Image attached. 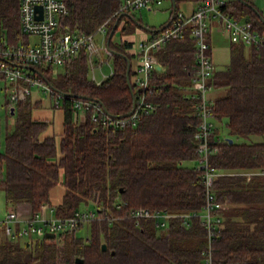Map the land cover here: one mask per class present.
<instances>
[{"label":"trees","instance_id":"16d2710c","mask_svg":"<svg viewBox=\"0 0 264 264\" xmlns=\"http://www.w3.org/2000/svg\"><path fill=\"white\" fill-rule=\"evenodd\" d=\"M67 14L60 30L94 33L124 0H63ZM19 0H0V41L16 43L19 30ZM231 16L248 18L264 35V23L251 7L239 0H225ZM118 20L120 35L136 26L134 12L108 21L106 36ZM163 27V26H162ZM191 29L181 39L170 40L157 53L165 67L149 83L153 111L139 118L136 126L102 127L88 117L73 121L71 100L66 95L60 107V128L49 134V118L34 116L40 104L30 97L14 106V126L0 151V191L5 205H26L36 211L47 203L57 216L94 204L97 213L111 221H91L60 241L52 238L20 243L9 241L0 229V264H203L208 249L206 230L199 218L189 225L171 218L167 231L154 228L151 219L135 225L133 208L165 210L172 214L198 213L204 203L200 172L184 165L196 159L193 134L197 118L192 108L191 77L195 71ZM25 38V37H24ZM131 43L110 40L112 74L99 84L88 77L86 56L80 51L60 71L40 69L51 86L66 94L96 100L111 115L123 116L132 107L136 87L126 81V56ZM231 61L216 71L208 86L223 89L211 101L215 121L226 119L229 137L262 136L252 143L217 142L218 152L209 168L219 173L213 184L216 199L225 204L222 221L211 242L213 264H264V55L243 45L230 47ZM9 106V103H6ZM214 129V134L217 133ZM3 171V175H2ZM252 173L251 176L246 174ZM263 175V176H262ZM62 191L56 201L53 189ZM106 250H101V244Z\"/></svg>","mask_w":264,"mask_h":264},{"label":"built area","instance_id":"2783aa9c","mask_svg":"<svg viewBox=\"0 0 264 264\" xmlns=\"http://www.w3.org/2000/svg\"><path fill=\"white\" fill-rule=\"evenodd\" d=\"M161 0H124L118 9L94 33L80 34L61 31L60 19L67 14V7L63 0H19V29L26 37L25 43L9 44L0 41V78L12 87L9 95V106H15L31 95L32 89L37 88L45 97L52 99L55 108L60 107L66 93L51 86L40 69L47 67H61L65 62L74 58L80 51H84L87 66L91 71L93 82L94 71L106 63L111 50L105 44L98 45L94 39L96 33L103 36L108 30V21L118 15L133 12L142 8L159 5ZM41 6V18L35 7ZM225 0H201V3L190 14L184 15L179 11H172L169 21L154 32L152 37L137 41L131 47V54L138 58L134 69L136 95L129 112L123 116L109 114L102 103L89 98L69 96L73 113V121H84L88 117L92 122L102 127L124 128L136 126L139 118L150 114L154 103L148 98L151 94L149 83L154 74L163 73L165 67L159 62L157 53L170 40L183 37L185 29H191L194 42L195 71L191 77L193 90L192 108L197 118V126L193 134L197 167L200 180L204 186V203L200 212L172 214L165 210L133 208L129 211V218L138 225L142 219H151L154 228L167 231L171 218H180L182 224L189 225L191 218H199L206 230L208 249L203 256V264H213L211 242L222 221L221 211L225 204L216 199L213 184L219 174L209 168L210 157L218 152L217 142L220 140L214 134L215 121L212 115L211 103L208 99V81L215 72V63L210 54L209 34L211 23L225 33L234 45H243L260 50L264 55V35L254 29L248 19H237L224 10ZM30 38L36 42H28ZM264 174L255 172L253 174ZM252 174V173H251ZM23 207L22 209H20ZM111 221L97 213L92 205L79 208L68 216H57L55 208L47 203L40 205L38 210L31 211L26 205H18L9 209L4 218L0 219V229L9 241L20 243L46 239L60 241L65 234L74 232L77 228L96 220Z\"/></svg>","mask_w":264,"mask_h":264},{"label":"rangeland","instance_id":"374dc122","mask_svg":"<svg viewBox=\"0 0 264 264\" xmlns=\"http://www.w3.org/2000/svg\"><path fill=\"white\" fill-rule=\"evenodd\" d=\"M256 3H254L259 11L262 12L261 16L264 19V0H256ZM166 4H164L161 8L157 10H146V9H140L134 11V15L137 19L141 21L143 26L146 28H159L163 24L167 23L169 21V14L166 10ZM135 37V36H133ZM102 35L100 33L95 34V41L99 42L101 41ZM136 41L133 40L132 42ZM136 42L133 43V46H135ZM101 45V44H100ZM213 45H216L215 43ZM228 41L227 39L223 40V46L221 48H215L213 49V59L214 63L216 64L217 69H223L226 65L230 63V55L228 51ZM105 59H107L105 57ZM111 62V60L109 61ZM112 64V62H111ZM56 71H60L61 68H54ZM110 67L107 64H103L100 69H96L94 71L95 74V80L96 82H101L103 80V77H108L110 75ZM88 77L92 78L91 71L88 72ZM12 92V87L8 84L7 81H5L3 78H0V151L2 152L4 150V138L8 131L12 130L14 126V117H10L8 115V106L6 103L8 102L9 95ZM38 94H37V93ZM32 95L34 99L41 98V104L38 105L37 108L33 106L32 112L34 116H44L50 119V121L53 122V124L49 127L48 133L50 134L53 130V132H57L58 128H60V113L54 109L52 104V99L49 97H46L40 92L37 88L32 89ZM214 127H216L219 131V136L221 138H227V129L225 126L224 121H214L213 122ZM262 138V136H260ZM259 137L257 136L258 140ZM260 140V139H259ZM241 143H251V141H245L240 140ZM184 165L190 166V167H197L196 160L191 162H185ZM3 175V171H2ZM62 191V188L60 185L56 186L53 189L52 197L56 201L58 199L60 192ZM90 208H92V204L88 205ZM86 206H82V208H85ZM21 207L20 209H22ZM9 208L5 205L3 193L0 191V219L4 218L6 213L8 212Z\"/></svg>","mask_w":264,"mask_h":264},{"label":"crops","instance_id":"0c3cea01","mask_svg":"<svg viewBox=\"0 0 264 264\" xmlns=\"http://www.w3.org/2000/svg\"><path fill=\"white\" fill-rule=\"evenodd\" d=\"M246 1H248L254 8H256L258 11H259V9H258V7L254 4V3H256L255 1L256 0H246ZM201 3V0H161V3L159 4V5H154V6H152V7H150V8H142V9H146V10H157V9H159V8H161L164 4H166L167 6H166V10H167V12H168V14L170 15V13L172 12V11H179V12H181V13H183L184 15H190L196 8H197V6L199 5ZM140 10V9H139ZM134 12V11H133ZM259 13L260 14H262V12L261 11H259ZM263 15V14H262ZM124 16H127V13L126 14H124ZM134 17H135V23H136V26L134 27V30L131 32V33H128V34H125V35H120V33H119V28L122 26V24H123V22H124V20H122V22L119 24V26H118V20H117V25H116V29H115V31H114V33H113V35H112V37H111V40L112 41H118V40H124V41H126L127 43H131V45H133V43L134 42H137V41H140V40H144V39H149V38H151L152 37V35H153V33L154 32H156V31H158L162 26H164L165 24H163L162 26H160L159 28H157V29H155V28H146L145 26H143V24L141 23V21L139 20V19H137L136 18V16L134 15ZM235 18V17H234ZM241 19H244V18H241ZM113 26V25H112ZM112 29V28H111ZM20 30V29H19ZM111 31V30H110ZM109 31V32H110ZM109 34V33H108ZM186 34V29H185V32H184V35ZM102 35V34H101ZM183 35V36H184ZM108 36V35H107ZM107 36H106V34L103 36L102 35V38H101V41H100V44H105V45H108L107 44ZM133 36H135V37H133ZM182 38V37H181ZM181 38H179V39H181ZM190 38L192 39V35H191V32H190ZM94 39H95V36H94ZM136 39V41H134V42H132L133 40H135ZM225 39H227V41H228V51H229V55H230V47H231V45H232V43L229 41V39H228V37H227V35L225 34V33H223L222 31H220V30H218L217 29V25H216V23H214V22H212L211 23V31H210V34H209V44H210V54H211V56H212V59H213V49H215V48H221L222 46H223V40H225ZM29 41L28 42H30V43H34V42H36V39H34V38H30V39H28ZM25 43L26 42V37L24 38V36L23 35H21V40H18L16 43ZM98 45H100L99 44V42H96ZM216 44V45H213V44ZM9 44H15V43H9ZM166 44V43H165ZM164 44V45H165ZM163 45V46H164ZM132 47V46H131ZM133 48V47H132ZM250 50H251V48L250 47H247V46H244V53H245V56L247 57L248 56V54H249V52H250ZM129 52H130V54H131V48H129ZM230 57V61H231V56H229ZM106 60V63H104V64H107V65H109V67H110V75L112 74V64H111V62H109L110 60H111V56L108 58L107 57V59H105ZM129 60V59H128ZM213 61H214V59H213ZM129 62H130V69H131V71H132V75H131V78H130V80H131V82L133 83L134 82V77H135V74H134V69H135V66L137 65V63H138V58L137 57H131V60H129ZM161 63V62H160ZM86 64H87V60H86ZM229 65V64H228ZM227 66V65H226ZM225 66V67H226ZM62 67V66H61ZM61 67H52V68H61ZM225 67L223 68V69H225ZM87 69H88V66H87ZM223 69H217V67H216V64H215V72L216 71H219V70H223ZM54 70H56V69H54ZM88 72H89V69H88ZM214 72V73H215ZM214 73H213V75H214ZM213 75H212V77H213ZM106 77L104 76L103 77V80L105 79ZM211 79V78H210ZM191 81V80H190ZM95 83V82H94ZM100 83V82H99ZM98 83V84H99ZM97 84V83H96ZM192 89V88H191ZM192 92H193V90H192ZM191 92V93H192ZM223 89L222 88H217V87H214V86H210L209 87V90H208V92H207V96H208V99H209V101H210V103H211V101H213L214 100V98H216L217 96H220L221 94H223ZM37 93V92H36ZM38 94V93H37ZM30 97V100H31V102H35V101H39V103L41 104V98H36V99H34V98H32L33 97V95H32V92H31V95L29 96ZM46 98V97H45ZM24 101V100H23ZM14 107V106H13ZM223 121H224V123H226V119H222ZM221 120V121H222ZM220 121V122H221ZM226 129H227V127H226ZM218 130V129H217ZM227 137H229V134H228V129H227ZM216 136L219 138V139H221V137L219 136V131H217V133H216ZM259 137V139L258 140H256L257 139V135H249L247 138H236V137H234V136H231V137H229L230 139H232V141H235V142H237V143H241V141L240 140H245V141H251V143L252 142H260V141H262L263 140V138H261L260 136H258ZM248 174H246L247 176H251L252 174L251 173H249V172H247ZM253 173H255V172H253ZM263 176V175H262ZM28 243V242H27Z\"/></svg>","mask_w":264,"mask_h":264},{"label":"water","instance_id":"95a60500","mask_svg":"<svg viewBox=\"0 0 264 264\" xmlns=\"http://www.w3.org/2000/svg\"><path fill=\"white\" fill-rule=\"evenodd\" d=\"M241 3H243L244 5H247L249 7L252 8V10L255 12V14L259 17V19L262 21V23H264V19L263 17L261 16V14L259 13V11L254 8L248 1L246 0H239ZM35 10L36 12H39V15L37 16V18H41V6H36L35 7ZM116 25H117V20L114 22L113 26H112V29L111 31L109 32L108 36H107V44L109 43V41L111 40V37L116 29ZM125 59H126V71H125V75H126V81H127V84H128V87L130 89V91L132 90L131 88V84H130V80H129V70H130V62L128 60V58L126 56H123ZM69 96H75V95H72V94H67ZM81 98H85V97H81ZM9 110H10V115L12 116L14 114V107L13 106H10L9 107ZM229 140V142L231 143L232 142V139L230 138H227ZM47 238H51L52 236L51 235H46ZM26 245H28V243H26ZM101 250L104 251L106 250V245L104 243L101 244ZM83 260L81 258H75V263L77 264H82Z\"/></svg>","mask_w":264,"mask_h":264}]
</instances>
